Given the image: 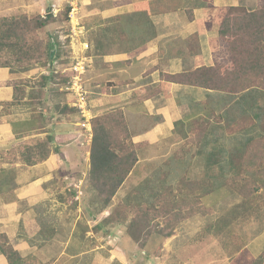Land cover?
Masks as SVG:
<instances>
[{
  "label": "crops",
  "instance_id": "obj_1",
  "mask_svg": "<svg viewBox=\"0 0 264 264\" xmlns=\"http://www.w3.org/2000/svg\"><path fill=\"white\" fill-rule=\"evenodd\" d=\"M74 1V15L79 23L70 34L69 63H62L66 59L63 54L55 61V66L58 64L64 71L74 59L86 57L88 67L84 83L91 114L96 117L122 110L138 156L136 168L145 162L153 163L156 158L145 155L174 138L176 132L188 133L192 128L187 125L192 121L207 113L213 114L210 117L213 120L219 113L220 94L174 83L166 76L224 65L229 51L219 32L227 10L231 7L249 11L264 9V0ZM33 75L30 71L11 73L9 69L0 68V101L13 99L11 81ZM38 75L40 77L43 72ZM43 93H47V89L39 96ZM69 103L65 104L69 106ZM63 107L64 104H57L50 109L51 116L39 108L33 113L35 119L29 105L23 107L22 118L11 114L0 118V233L7 235L23 261L13 264H50L40 255L44 253L42 246L58 243L67 247L76 243L81 235L86 237L85 242L96 236L104 238L103 230L107 229L103 227L99 233L94 232V227L110 215V207L100 211L88 198L82 210L78 205L83 202L82 191L69 190L71 181L81 185L87 181L92 136L84 134L79 127L76 112L73 118L61 120L65 115L58 108ZM50 118L52 121L46 127ZM24 131L38 133L24 137ZM36 136L52 138L49 158L32 166L23 160L15 161L11 151ZM173 145L170 143L166 147L169 149ZM80 151L83 158L79 157ZM157 159L158 162L161 157ZM75 187L80 189L77 184ZM91 192L88 189L85 198ZM66 205L72 208L66 216L69 224H63L61 218L48 217L52 211L66 208ZM82 211L86 213L85 220L91 215L83 229L79 226L83 221ZM63 230H69L65 241L61 240ZM151 240L159 239L151 237ZM89 250L81 255H88L92 252ZM67 253L62 251L57 260L65 257L68 262H75L80 257L70 249ZM0 264H10L1 251Z\"/></svg>",
  "mask_w": 264,
  "mask_h": 264
},
{
  "label": "rangeland",
  "instance_id": "obj_2",
  "mask_svg": "<svg viewBox=\"0 0 264 264\" xmlns=\"http://www.w3.org/2000/svg\"><path fill=\"white\" fill-rule=\"evenodd\" d=\"M72 0H0V19L5 17H19L26 15L29 18L36 16L45 17L47 12L51 10L54 16L61 13L64 8ZM71 23L73 27L76 26L78 19L75 15L72 16ZM66 24H51L45 30L40 32L41 38L47 40V35L59 36L58 41L65 42V32L67 30ZM84 48V47H83ZM56 58V56H55ZM68 61V59H65ZM80 58L74 59L72 62H76ZM54 67L56 72L62 73V69L58 66ZM33 72L35 75L30 78H24L29 84H33L39 78L43 72L47 74L45 68L34 66ZM21 79H14L12 82H16ZM261 83V87H262ZM85 86V83H84ZM264 88V87H262ZM58 84H50L47 87V93H32L30 94L34 101L29 97V90L26 89L27 100L33 102L31 107L39 111V108L46 111L48 116H51L53 107L57 104H65L70 102L66 95H63L58 91ZM62 89V87H61ZM261 92H255L257 97L252 99L247 98L245 104H242L244 110L249 114V124L243 123L236 125L234 120L227 118V116H221L220 112L217 116L210 120L213 115L206 114L203 118H198L192 121L188 128H194V125L198 123L199 129L204 131L203 137L211 139L200 140L195 139L196 133L194 131H183L176 132L174 138L163 142L161 146L155 152L146 154L145 156L156 160L153 163L145 162L140 164L134 171V174L126 181L125 185L120 189V192L112 200V204L108 212L118 213L119 216L126 220H130L131 215H140L142 211H145L150 206H155L157 209L151 208L150 212L146 214L147 219L150 221L151 228L158 224V230H162L160 234L165 235L166 233L173 234V238L151 240V236L154 238L156 234L148 235L146 238V245L144 249L137 246L128 237L126 233V227L121 225L111 229V233L108 237L100 238L98 236L85 242L86 237L82 238V235L77 238L76 243L69 244L67 247L64 244L46 245L42 246L44 253H41L42 259L45 263L50 264H230L235 256L231 258L233 253L238 247H244L254 258H258L262 252H264V206L259 205L258 207L246 205L242 200L234 193H227V191L219 192L216 196L205 198L198 204L195 192L188 193V190L181 189L186 182L180 184L181 179H187V183L196 182L199 180H205L210 176H222L232 175V169L225 167L224 171L218 168V165H209L207 161V155L211 151L223 152V156H227V150L232 149L240 145L245 141L246 138H253V150L248 156L247 161L252 162V168H246L245 176H250L252 180L258 181L259 179L264 181V170L261 171L260 164L263 165L264 169V89ZM43 92V91H42ZM59 94H62L61 96ZM29 96V97H28ZM253 106V107H252ZM252 107V108H251ZM0 108V118L3 117V110ZM72 109V108H71ZM56 110V109H55ZM73 113L66 111L61 120H68L73 118ZM23 106H17L10 108L9 113L17 118H22L24 115ZM91 111V109H90ZM260 112L261 115L254 117L251 113L256 114ZM106 112V111H105ZM78 119L81 120L78 112ZM92 115H94L92 113ZM101 115V114H100ZM98 115V116H100ZM205 120H202L204 119ZM51 119V120H50ZM46 122V127L52 121V118ZM230 119V124L226 126L225 120ZM21 120V119H19ZM18 120V121H19ZM200 121L204 123L199 124ZM214 121V123H213ZM182 126V125H181ZM242 128L241 131L235 132ZM19 128V126H18ZM198 127H196V130ZM25 136H34L38 132L33 131L30 134L24 131L22 132ZM48 136L44 138L28 139L27 144L22 146H37L47 140ZM50 137V136H49ZM186 137V138H185ZM25 142V143H26ZM174 147L167 149L166 145L170 144ZM52 147V146H51ZM19 147L15 148L12 156H15L18 160H23ZM14 150V149H13ZM158 151V152H157ZM39 149H36L38 154ZM87 160V154L84 153ZM157 156L161 157L160 161L157 162ZM79 157L83 158V153H79ZM176 157L180 158L178 161ZM166 159L165 161H163ZM175 161H177L175 163ZM245 161V160H244ZM79 165H81V159H78ZM245 165H249L245 162ZM83 167V165H82ZM219 183V182H217ZM77 184L79 188H76ZM172 186L179 194L178 199L173 200L174 196H170L167 200L168 208H170L173 202H177L176 210L166 211L159 210L162 205L161 202L156 201L152 196L155 193L162 192L167 187ZM70 192L82 191V203H78L84 207V201L89 198V202L95 198L93 192L87 195L89 189L87 182L82 185L78 181H71L69 183ZM209 188H207L208 190ZM183 192V193H182ZM203 191L199 190V195ZM230 192V191H229ZM153 194V195H152ZM91 197V198H90ZM166 199V197H165ZM86 202V201H85ZM165 202V201H163ZM165 207V206H164ZM57 208V207H56ZM72 210L66 205L60 209H56L48 214V217L52 216L61 218L63 224H69L66 219L67 214ZM83 212V211H82ZM83 212L81 229L84 227L86 221L91 220V215H87ZM103 215L102 217H104ZM101 216H98L100 219ZM155 218V220H153ZM66 220V221H65ZM151 230V229H150ZM69 230H63V238L65 241L68 238L66 234ZM151 240V241H150ZM162 240L164 242H162ZM150 241V243H149ZM18 244V243H16ZM21 246V245H19ZM69 249L73 253L80 254V257L74 262H68V258L62 257L57 260V256L63 251L68 254ZM86 249H91L88 255H81ZM143 249V250H142ZM90 251V250H89ZM40 252H37L39 254ZM155 253V254H154ZM157 254V255H156ZM264 264V262H263Z\"/></svg>",
  "mask_w": 264,
  "mask_h": 264
},
{
  "label": "trees",
  "instance_id": "obj_3",
  "mask_svg": "<svg viewBox=\"0 0 264 264\" xmlns=\"http://www.w3.org/2000/svg\"><path fill=\"white\" fill-rule=\"evenodd\" d=\"M71 9L69 2L57 16H54L49 10L45 17L29 18L22 15L0 19V68L9 69L11 73H25L33 70L34 66L37 65L47 71V74L41 75L33 84L25 83L23 79L10 83L9 86H12L14 91L13 99L11 101H0L3 114H10L9 110L13 107L32 105L33 102L28 103L26 89H30L29 95L42 93L50 84L54 83L59 85V92L68 96L64 87L69 81L72 71L67 70L64 73H58L55 67L50 68L49 63L50 54L53 50H56L55 61L59 60L64 54L63 57L67 58L68 61L63 59L62 63H69L72 29L70 23ZM57 23L66 24L68 27L64 34L65 42L60 43L58 41L59 36L47 35L46 41L41 38V31L49 25ZM219 33L223 43L227 44L229 51L228 60L224 65L202 67L196 71L168 75L166 79L174 83L200 87L220 94L221 97L218 102L220 115H226L227 118L234 120L236 125L249 124L250 116L244 110L242 104H245L247 98H256L257 95L254 93L261 92V89H264L262 88L264 87V9L249 11L243 7L229 8ZM73 63L71 62L68 67L70 68ZM261 83L263 84L262 87ZM29 98L34 101L31 95ZM241 102L242 104L239 105ZM58 109L62 114L66 111L73 113V110L67 104H64L62 109ZM35 112L36 110H33L32 114ZM251 115L259 117L261 113L258 111L256 114L251 113ZM33 116L36 119V115L33 114ZM221 116H217L220 121L222 120ZM230 119L225 120L226 126L230 124ZM202 120H205V118ZM201 123H204V121H200ZM91 125L90 171L86 182L96 198V200H92V204L103 211L111 206L113 198L129 175L135 170L138 156L122 110H114L96 116L91 120ZM196 127H198L197 130ZM234 127L237 128V126ZM199 128L197 123L190 130L196 133L195 139L200 140L203 138L207 141L211 139L206 136L204 138L203 133L205 130L202 131ZM242 128L240 126V129L237 128L235 132L241 131ZM252 140L253 138L248 137L240 145L228 149L227 156H223L221 150L219 152L211 151L207 155L206 162L209 165H218V168L222 171L225 167H228L232 169L234 174L210 176L205 180L191 183H187V179H181L180 184L186 182L181 189L188 190L189 194L196 191L193 194L196 196L198 204L205 198H211V196H216L219 192L225 190L227 193H234L233 195L240 198L246 205L264 206V181L260 179L258 181L252 180L250 176L244 175L246 174V168L253 169L252 162L245 159L253 151L251 149ZM51 143L52 138L48 136L47 140L37 146H19V150L16 151H21L23 161L28 166H32L49 158ZM36 149H39L38 154ZM14 151L15 148L11 152ZM14 159L19 161L15 156ZM245 162L249 165H245ZM259 165L261 171H263V165L260 163ZM207 188L209 189L207 190ZM199 190L203 191L201 195H199ZM170 196H174L173 200L180 197L172 186L167 187L164 193H155L152 197L165 206H160L159 210H163L165 213L168 211L169 213L171 210H176L177 207V202H173L170 208L167 209V200ZM151 208L157 209L155 206H150L142 211L140 215H131L129 221L125 217L122 219L118 213L113 211L100 225L94 227V232L99 233L105 227L107 229L103 230V235L108 237L111 229L118 225H124L128 237L140 248H143L144 244L146 245L148 235L156 234V238L165 240L172 237L173 234H170V232L161 235L162 230H158V224L151 228V223L146 217ZM0 251L7 257L10 264L15 261H18V263L23 262L18 252L10 244L7 235L1 233ZM233 256L235 257L231 262L232 264H263L264 262V252L258 258H254L244 247H238L231 258Z\"/></svg>",
  "mask_w": 264,
  "mask_h": 264
},
{
  "label": "built area",
  "instance_id": "obj_4",
  "mask_svg": "<svg viewBox=\"0 0 264 264\" xmlns=\"http://www.w3.org/2000/svg\"><path fill=\"white\" fill-rule=\"evenodd\" d=\"M75 1L72 0L70 2L71 6V13L70 18L72 19V16L75 12ZM70 19V23H71ZM71 32H74L76 30L75 27H73ZM88 48V46H85ZM88 62L85 58H80V60L73 63V65L70 66V68H66L62 73L66 72L67 70H70L71 77L69 81L67 82L66 86L64 87V90L71 96V103L70 106L74 108L79 116L81 117L80 127L85 130L86 134L88 136H92V130H91V120L93 118L90 106H89V100H88V92L84 86V75L87 71ZM63 90V89H62Z\"/></svg>",
  "mask_w": 264,
  "mask_h": 264
},
{
  "label": "water",
  "instance_id": "obj_5",
  "mask_svg": "<svg viewBox=\"0 0 264 264\" xmlns=\"http://www.w3.org/2000/svg\"><path fill=\"white\" fill-rule=\"evenodd\" d=\"M55 56H56V50H53L50 54V63H49L51 69L54 67Z\"/></svg>",
  "mask_w": 264,
  "mask_h": 264
},
{
  "label": "clouds",
  "instance_id": "obj_6",
  "mask_svg": "<svg viewBox=\"0 0 264 264\" xmlns=\"http://www.w3.org/2000/svg\"><path fill=\"white\" fill-rule=\"evenodd\" d=\"M67 95L70 97V99H71V96L67 93ZM70 103H71V100H70ZM70 103H69V106H70ZM70 108H72L71 106H70ZM72 109H74V108H72ZM75 110V109H74ZM76 111V110H75ZM77 112V111H76ZM93 116V115H92ZM94 118V117H93ZM92 118V119H93ZM80 122H81V120H80ZM80 124V123H79ZM79 127H80V125H79ZM81 128V127H80ZM82 129V128H81ZM83 131H85L84 129H82ZM91 130H92V125H91ZM84 134H86V132L84 133Z\"/></svg>",
  "mask_w": 264,
  "mask_h": 264
}]
</instances>
